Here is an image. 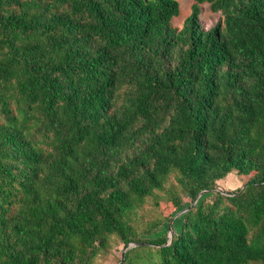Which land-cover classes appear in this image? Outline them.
<instances>
[{
	"label": "trees",
	"instance_id": "obj_1",
	"mask_svg": "<svg viewBox=\"0 0 264 264\" xmlns=\"http://www.w3.org/2000/svg\"><path fill=\"white\" fill-rule=\"evenodd\" d=\"M192 1L0 0V264H264V0Z\"/></svg>",
	"mask_w": 264,
	"mask_h": 264
},
{
	"label": "rangeland",
	"instance_id": "obj_2",
	"mask_svg": "<svg viewBox=\"0 0 264 264\" xmlns=\"http://www.w3.org/2000/svg\"><path fill=\"white\" fill-rule=\"evenodd\" d=\"M179 4V15L172 19L171 25L177 29L182 28L184 20L191 13L192 0H176ZM201 13L199 15V21L205 30L215 26L218 22L220 13H214L210 10V5L204 3L200 5ZM249 177H243L236 174V172L230 173L225 179L217 182V190L223 192H231L241 188ZM159 195H162L161 193ZM159 202L156 205L154 198H148L137 210L136 215L132 217V225L135 232L140 239H155L161 235L169 233L171 227L172 232L179 231L181 224V215L173 219L171 225L169 219L173 208L170 207L163 199H158ZM187 201V200H185ZM160 222L161 225L157 228L153 234H146L147 229L153 223ZM124 246L120 240L113 236L109 239L108 247L105 251L100 252L99 255L92 261V264H119Z\"/></svg>",
	"mask_w": 264,
	"mask_h": 264
},
{
	"label": "water",
	"instance_id": "obj_3",
	"mask_svg": "<svg viewBox=\"0 0 264 264\" xmlns=\"http://www.w3.org/2000/svg\"><path fill=\"white\" fill-rule=\"evenodd\" d=\"M217 191H220V190H217ZM222 193H223V194H226L225 192H222ZM199 197H200V195L198 196V198H199ZM193 205H194V203H193ZM186 211H187V209H185L184 211L178 212V213L175 215L174 218H176V217L182 215V214H183L184 212H186ZM172 221H173V219H171V221H170V223H169L170 225H171ZM168 238H169V243H168V244H171V242H172V240H173V232H172L171 227H170V229H169ZM139 245H140V244H132V243H131V244H129L127 247H124L123 252H122V255H121V260H120L119 264H121V263L123 262L125 252H126L129 248L137 247V246H139Z\"/></svg>",
	"mask_w": 264,
	"mask_h": 264
}]
</instances>
